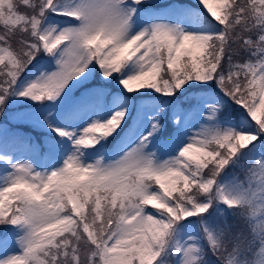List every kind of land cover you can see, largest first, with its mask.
<instances>
[{
  "label": "snow or ice",
  "instance_id": "obj_1",
  "mask_svg": "<svg viewBox=\"0 0 264 264\" xmlns=\"http://www.w3.org/2000/svg\"><path fill=\"white\" fill-rule=\"evenodd\" d=\"M197 3L0 0V264H264V0Z\"/></svg>",
  "mask_w": 264,
  "mask_h": 264
},
{
  "label": "rangeland",
  "instance_id": "obj_2",
  "mask_svg": "<svg viewBox=\"0 0 264 264\" xmlns=\"http://www.w3.org/2000/svg\"><path fill=\"white\" fill-rule=\"evenodd\" d=\"M101 86L103 85H98L94 87H101ZM29 108L30 107L22 108V109L8 108L5 113L12 115L15 113H25L27 110H29ZM135 115L136 113L134 110L133 116ZM24 117H28V116H21V118ZM193 131H195V129H193ZM29 138H30L29 133L27 132L23 133V131L18 130V128L11 129L9 126H7V124L3 123V121L2 122L0 121V148L6 145L7 148L10 150V152L15 154L18 159L22 161L26 160L29 162H33L34 166L38 167L39 165L44 164L46 161L42 159L43 152L40 151V147L38 150L30 147V145H38V144L32 139L31 142ZM245 167H248V165H245ZM0 171H2V169H0ZM237 175L241 180L245 179V174L244 175L237 174ZM4 251H8L11 253L12 251H15V249L12 247V245H9L7 249H4L3 246L0 247V253H1L0 258H3Z\"/></svg>",
  "mask_w": 264,
  "mask_h": 264
},
{
  "label": "trees",
  "instance_id": "obj_3",
  "mask_svg": "<svg viewBox=\"0 0 264 264\" xmlns=\"http://www.w3.org/2000/svg\"><path fill=\"white\" fill-rule=\"evenodd\" d=\"M178 2H184V4H188V5L192 6L193 8L200 7V5H198V3H197V0H178ZM102 82H104L102 80V78H98L97 74H95V76L89 81L87 87H92L93 85H97V84L102 83ZM226 112H227V114H224V115L229 116V112L227 110H226ZM231 115L233 118H235L238 115V113L236 111H233L231 113ZM13 128H18V130L23 131V133H25V132L29 133L30 134L29 140L31 142L33 140L36 143L39 142L40 140H44V138L47 135H49V133L46 132L45 130H43L42 128L33 127L31 125H28V124L14 125ZM167 132H168V128H166L164 135H167ZM233 225L236 226L235 223H233ZM208 258L211 261H215V257L211 256V254H209Z\"/></svg>",
  "mask_w": 264,
  "mask_h": 264
}]
</instances>
